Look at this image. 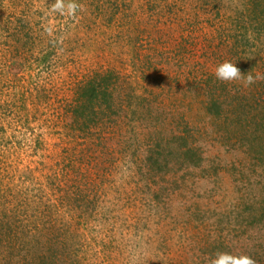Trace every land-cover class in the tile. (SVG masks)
Listing matches in <instances>:
<instances>
[{
    "label": "rangeland",
    "instance_id": "obj_1",
    "mask_svg": "<svg viewBox=\"0 0 264 264\" xmlns=\"http://www.w3.org/2000/svg\"><path fill=\"white\" fill-rule=\"evenodd\" d=\"M54 2L0 0V264L64 246L51 251L67 264H210L217 251L263 264L264 219L248 215L264 208V159L245 145L264 129L229 104L216 119L200 88L225 60L264 74V0H77L75 18ZM106 69L152 106L154 143L181 121L205 139L206 174L154 176L112 131L73 130L77 86ZM222 84L252 98L264 80Z\"/></svg>",
    "mask_w": 264,
    "mask_h": 264
},
{
    "label": "trees",
    "instance_id": "obj_2",
    "mask_svg": "<svg viewBox=\"0 0 264 264\" xmlns=\"http://www.w3.org/2000/svg\"><path fill=\"white\" fill-rule=\"evenodd\" d=\"M256 6L258 7L259 4L256 3ZM259 15V17L255 16L254 18L259 22V28L263 29L264 7L262 8V13L260 12ZM237 62L240 63L239 61ZM237 62L236 66L244 74L252 70V67L248 68V66L239 65ZM121 76V73L113 69L97 70L77 86L72 112L73 130L79 131L78 133L85 135V137L89 135L92 137L97 132L106 133L109 131L111 133L112 131V137H114V134L115 139L121 138L117 141L125 139V145L128 148L126 150L134 148V151L142 152L141 161L149 173L153 171L151 174H154V176L158 175L165 179L166 176L179 172L177 167H180L181 170L185 169L187 172L192 169H198V171L205 170L203 173L206 174L208 171L206 164L208 157L205 155V139L201 143L200 136L194 135L188 123L181 121L177 126L179 130L169 133L167 137L155 139L156 142L154 143L151 132L153 129L152 121L147 122L148 119L150 120L153 108H151L152 106L147 102V99L144 100L141 94H137L133 84L121 81ZM219 83L220 80L213 73H210L207 76L205 87L200 88L203 91L205 101L203 100L202 102L206 105L207 112L212 114L216 119L223 120L225 105L229 104V106H232L233 114L237 115L239 120L248 119L252 125L258 124L259 127L264 129V106L260 104V100L264 101V85L261 88L253 86L252 98L248 97L246 92L245 94L241 92L243 94L241 98L238 97L240 92L235 94L231 89H228L227 85L222 84L219 86ZM142 107L148 111L147 115L143 113ZM259 118L261 119L259 120ZM155 120L158 122L161 118ZM258 121L260 122L255 123ZM157 122L156 124H159ZM221 124L223 125V129L220 132V137L228 138L227 136L230 134L229 137L231 138L233 134L226 132L224 128L226 126L225 122H221ZM240 126H242L241 129H244L243 124ZM122 129L126 132L122 131ZM140 130L147 132L142 134ZM125 133L127 134L123 136ZM109 137L110 135H107L105 138L109 140ZM246 138L248 139V137ZM248 141L249 144L245 145V153L253 156V159H257V161L259 159L260 163H262L264 159V143H258L256 147L254 139L252 141L248 139ZM67 164L71 165V162ZM212 164L215 165V163ZM218 165L214 166L212 170V172L214 171V175H218L219 173ZM77 174L79 176L80 172ZM248 216L250 217L249 222L252 223L263 220L264 208L260 215L258 208H254ZM258 218L260 219L258 220ZM57 248V250H54L55 248L50 249V257L46 256L48 253L41 254L39 252L37 254L38 257H36L37 260L34 259L33 263L67 264L68 262L65 263L64 260H58L51 250L55 254L58 251L64 254L68 250L67 256H70L72 249L69 246ZM54 257L57 258V261L54 260V263H52L51 261L55 259ZM262 263L264 264V260ZM71 264H79V262L74 261Z\"/></svg>",
    "mask_w": 264,
    "mask_h": 264
},
{
    "label": "clouds",
    "instance_id": "obj_3",
    "mask_svg": "<svg viewBox=\"0 0 264 264\" xmlns=\"http://www.w3.org/2000/svg\"><path fill=\"white\" fill-rule=\"evenodd\" d=\"M83 10V5L77 3V0H55L51 5V12L71 18H75L77 13ZM214 75L222 82L242 81L245 87L264 80V74L256 73L253 75L251 72H248L245 75L236 66V62L229 60L220 63L215 68ZM210 264H256V262L251 256L246 254L217 251L211 259Z\"/></svg>",
    "mask_w": 264,
    "mask_h": 264
}]
</instances>
